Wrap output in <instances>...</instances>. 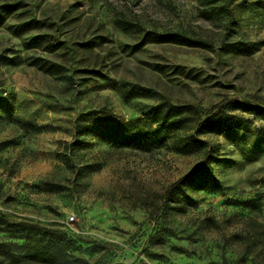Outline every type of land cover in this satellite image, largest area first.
Instances as JSON below:
<instances>
[{
    "label": "rangeland",
    "instance_id": "rangeland-1",
    "mask_svg": "<svg viewBox=\"0 0 264 264\" xmlns=\"http://www.w3.org/2000/svg\"><path fill=\"white\" fill-rule=\"evenodd\" d=\"M36 35L60 45L26 49ZM260 41L264 0H0V244H24L27 221L63 234L71 264H264V116L229 105L264 107ZM172 105L248 130L203 137L217 183L193 180L161 217L204 153L115 144Z\"/></svg>",
    "mask_w": 264,
    "mask_h": 264
},
{
    "label": "trees",
    "instance_id": "trees-1",
    "mask_svg": "<svg viewBox=\"0 0 264 264\" xmlns=\"http://www.w3.org/2000/svg\"><path fill=\"white\" fill-rule=\"evenodd\" d=\"M15 9L10 7L9 12ZM230 20L232 15L230 14ZM156 39L161 42H187L185 37L177 33L167 35H158ZM264 41L257 42L259 44ZM43 44H46L43 47ZM60 45L59 42H53L47 39L46 35H36L25 43V48H42L46 51H54ZM41 68L47 71L53 70L54 65L37 63ZM229 105L232 110L257 114L264 116V107L250 105L245 102L231 101ZM214 112L209 110L204 117L190 106L172 105L163 110L156 108L149 109L145 115L154 117L156 128L153 131L144 133H134L124 137L115 144V147L122 149H138L141 151H151L152 148H161L169 140H174L177 144V150L180 154L190 155L204 153L203 161L190 172L180 177L178 180L169 184L162 194V200L158 206L159 216L164 217L173 209L172 203L176 196L184 193V186L190 184L193 180L199 179L206 183H217V179L212 175L208 162L210 160V151H207V143L203 137L207 135H221L229 130H248V126L239 120L235 114L224 113L220 107ZM83 126L76 122L75 137L83 135ZM83 141L77 138L70 143L69 150H75L76 146H82ZM203 182V184L205 183ZM179 203V201H177ZM249 205L256 207L255 202ZM259 209V208H258ZM20 239L25 243L22 245L0 244V264H71L70 253L68 251L66 239L59 231L46 228L42 225L19 221L15 224ZM260 226L264 227V225ZM264 231L259 233L260 239Z\"/></svg>",
    "mask_w": 264,
    "mask_h": 264
},
{
    "label": "built area",
    "instance_id": "built-area-1",
    "mask_svg": "<svg viewBox=\"0 0 264 264\" xmlns=\"http://www.w3.org/2000/svg\"><path fill=\"white\" fill-rule=\"evenodd\" d=\"M74 217H71V219H73Z\"/></svg>",
    "mask_w": 264,
    "mask_h": 264
}]
</instances>
